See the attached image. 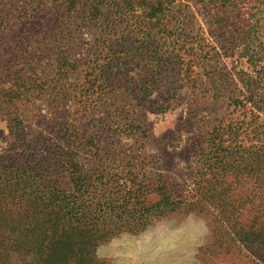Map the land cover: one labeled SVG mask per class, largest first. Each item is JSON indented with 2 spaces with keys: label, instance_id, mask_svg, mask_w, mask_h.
Masks as SVG:
<instances>
[{
  "label": "rangeland",
  "instance_id": "374dc122",
  "mask_svg": "<svg viewBox=\"0 0 264 264\" xmlns=\"http://www.w3.org/2000/svg\"><path fill=\"white\" fill-rule=\"evenodd\" d=\"M67 2L8 0L1 12L0 160L20 161L35 147L54 152L62 145L81 164L101 166L133 190L150 177L173 183L197 178L211 189L202 211L170 213L143 232L112 238L97 248L100 264H253L247 253L218 248L228 240L226 213L218 219L213 211L244 208L252 218L238 221L247 229L252 220L257 225V162H248L237 180L221 173L213 178L202 173L200 154L207 152L213 126L241 118L243 109L228 101L242 97L241 80L264 69V0H230L225 7L174 0L163 22L165 37L184 29L201 42L191 50L170 38L165 47L192 60L190 72L180 62L168 72L159 69L161 53L154 47L143 56L133 52L138 45L117 47L118 29L102 31L74 14L61 25ZM145 19L129 22L135 40L150 32ZM220 75L226 88L218 86ZM124 84L134 92L157 90L145 97Z\"/></svg>",
  "mask_w": 264,
  "mask_h": 264
},
{
  "label": "trees",
  "instance_id": "16d2710c",
  "mask_svg": "<svg viewBox=\"0 0 264 264\" xmlns=\"http://www.w3.org/2000/svg\"><path fill=\"white\" fill-rule=\"evenodd\" d=\"M6 1L0 0V15ZM67 1L68 6L59 15L61 25L67 26L70 16L74 14L72 18H82L83 22L93 24L102 31L109 29L110 33L114 31L117 34L116 30H120V37L113 41L117 47L138 45L133 52L142 56L150 53L149 47H154L157 55L161 53L158 68L165 72L174 69L178 62L182 67L189 68L185 72L193 68L192 60L180 54L174 55L170 46L165 47L170 38H175L176 43L182 40V44L191 50L197 41L201 42V38L186 34L184 29L165 37L163 30L166 26L163 22L170 16L174 0ZM185 1L221 3L225 7L230 0ZM143 17L147 21L145 30L149 27L150 32L143 33L142 41L135 40L132 38L135 29L132 32L127 30L132 28L129 22L133 18L141 20ZM171 20L165 23L170 25ZM153 30L155 34H151ZM163 48L172 50L163 51ZM262 70L254 75H246L244 80L239 81L242 97L230 96L228 101L230 105L243 109L241 118L220 121L213 126L205 140L207 152L200 154L202 173L213 178L221 173L226 174V178L233 176L237 180L248 162H257L256 183L260 190L259 209L256 211L260 216L254 218L259 219L257 225L252 220L254 226L247 229V223L238 221L242 217L248 220L252 218L251 215L244 216V208L236 206L213 211L218 219L225 218L223 213H226L228 240L226 246L220 243L218 248L226 254H233V251L237 254L247 253L253 258V264H264ZM109 86V82H105V88ZM218 86L226 88V75H220ZM122 88L135 94L144 91L145 97L157 90L152 91L144 86L134 92L125 84ZM247 105L250 110H247ZM51 151L50 146H38L32 150L31 156L23 153L20 161L0 160V264H100L96 257L100 245L122 234L143 232L150 224L170 213L202 211L210 198V187L197 178L190 183H173L150 177L148 183L133 190L125 183L119 185L117 174L106 172L101 166L96 168L92 165L89 168L81 164L62 145L54 146V152ZM94 158H97V152L92 154V160ZM248 173L251 176L250 171ZM245 211L249 214L252 212Z\"/></svg>",
  "mask_w": 264,
  "mask_h": 264
}]
</instances>
